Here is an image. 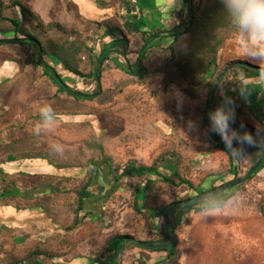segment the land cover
<instances>
[{"label":"rangeland","instance_id":"rangeland-1","mask_svg":"<svg viewBox=\"0 0 264 264\" xmlns=\"http://www.w3.org/2000/svg\"><path fill=\"white\" fill-rule=\"evenodd\" d=\"M125 1L0 0V3L6 7L3 16L19 18L24 28L45 42L81 43L99 52L112 40L107 36L109 28L123 31L130 43L127 57L120 54L123 49L120 44L113 45L111 51H118L113 57L119 59L122 68L130 65L137 74L138 51L143 41L136 40L124 28L128 18ZM131 1L136 7L134 16L146 22L147 30L155 29V22H159L158 30H169L186 7L184 0H157L156 4L148 0ZM14 2L39 16L43 27L29 15H23L19 7L13 8ZM9 37L0 35L3 40ZM170 40L167 38L158 46L165 47ZM246 43H249L247 34L240 28L226 36L220 53L221 72L240 61L257 66L241 54ZM152 44L157 46L155 41ZM159 47L147 54L143 78L119 69L114 60L106 62L100 87L91 79L73 77L62 66L56 67L70 87L90 93L100 90V96L91 102L59 94L42 70L24 65L25 48L9 43L0 45V164L15 163L22 155H28L42 157L45 167L50 163L58 171L29 172V178L21 172L23 165H28L26 162L6 165L14 167L15 174L8 178V183L0 175V191L13 183L22 192L19 197L0 202L1 264L23 259L31 251H47L58 257L38 258L44 264H93L91 259L100 255L115 235L155 241L157 227H163V221L156 227L146 213L135 211L134 196L141 181L126 178L116 188L117 169L134 163L146 166L157 163L164 175L178 172L195 186L210 175L220 177L227 173L229 156L209 138L202 120L207 92L197 90L190 96L184 90L187 86L177 77L160 72L167 54ZM76 60L88 75L90 64L86 56L83 54ZM244 83L248 82L240 85ZM227 90L224 89L226 94ZM260 94L263 96L261 90ZM45 103L53 109L47 118L40 115ZM236 119L255 128L264 126L251 125L257 118L246 107H241ZM101 164L105 166L102 171ZM241 168L248 167L243 164ZM87 184L96 198L86 207L95 216L74 227L78 195ZM220 185L221 182L216 183ZM184 189L187 188L172 190L168 184L158 182L149 205L169 206L176 199H191L194 192ZM237 193L240 198L235 210L213 215H209L212 210L185 213L186 218L175 233L177 255L173 261L166 253L129 247L120 264H264V169ZM135 251L146 253V258L135 257Z\"/></svg>","mask_w":264,"mask_h":264},{"label":"trees","instance_id":"trees-1","mask_svg":"<svg viewBox=\"0 0 264 264\" xmlns=\"http://www.w3.org/2000/svg\"><path fill=\"white\" fill-rule=\"evenodd\" d=\"M152 2H154V0H152ZM184 2L186 5L184 11L178 15L175 25L169 30H158L156 26L155 29L152 28L147 30L146 22L134 16L136 10L134 2L131 0H126L124 2V9L128 16L125 20L124 28L129 34L134 36L136 40L140 39L143 41V44L138 51L140 59L138 60L137 66L140 69V73L137 74L130 65H124V68H122L123 66L119 63V59L113 57L114 52L118 53V51H111L113 45L116 46L120 44L123 48L120 54L125 58L127 57L130 43L123 31L109 28L107 36L112 40L110 43L104 44L99 52L81 43L76 44L73 42L67 45L65 43L56 44L52 41L45 42L40 37L24 28L19 18L14 19L3 16L6 7L0 3V35L5 37L10 36L7 40L0 39V45L9 43L17 44L22 48H25L27 60L24 65L27 67L31 66L35 70H42L43 76L49 79L58 88L59 94H66L68 97H72L77 101L92 102L96 100L101 93L100 90L97 93H90L70 87L66 83L65 78H63V76L57 71L56 67L62 66L63 70L73 77L91 79L98 84V87H100L102 79L103 66L110 60H114L119 69L125 70L126 72L128 71L132 76L143 78L146 74L143 65L144 61L147 59V54H149L153 48L159 47L158 44L167 38L171 39L169 44L165 47L158 48L167 54L163 67L159 69L160 72H169L177 77L179 81L187 86L184 90L190 96L194 95L197 90H204L207 92L208 99L202 111V120L207 128L209 138L216 144L217 148L229 156L230 168L227 173L220 175V177L210 175L199 186H195L191 181L182 178L178 172H174L172 176L164 175L157 163L151 166L137 165L134 163L128 165L126 167L127 169L125 168L126 170L117 169L115 171V173L119 172V175L114 177L116 188L120 182L126 178H136L141 181L135 191L133 206L135 211L138 214L146 213L154 226L163 221V227L156 226L157 239L155 241L146 242L152 246H165L169 243V235L165 219V209L167 206L157 205L155 207H150L149 205V199L153 195L154 185L156 183H166L172 190H179L182 187H186L187 189H184L185 191L190 190L194 192V196L191 198L207 195L229 183L242 179L244 173L247 175L250 169L261 159L263 154V147L248 146L245 144L244 155H234L225 147V144L219 135L208 130L209 111L215 109L223 102L222 97L219 98L218 94L220 87L223 90L228 89L227 95L231 97V99H235L237 95H240L239 101L241 105L239 110L244 106L249 108V110L252 113H255V115L259 112L256 99L260 90H263L261 85H255L254 83L248 84L249 86H247L245 90H241L244 87L243 84L240 85L242 82H256L262 80L260 79V75L254 73L250 69L235 68L227 72L221 79L216 90L215 107L210 104L211 91L222 70L220 68V53L224 48L226 36L239 29L237 21L226 7L227 0H184ZM17 7L21 9L23 15H29L35 21L39 22L40 27H43V23L39 16L32 13V11L26 7H23L20 3L14 2L13 8ZM57 27L62 29L60 25H57ZM154 41L157 46L152 44ZM83 54L86 56L90 64V72L88 75L80 69L81 66L76 62V58L79 56L81 59V55ZM50 61L54 64L53 67L50 65ZM232 64L233 63L229 64V66ZM263 82L264 81H262V83ZM239 85L242 88H240L239 93L234 94L231 89H239ZM261 103L263 104L264 101H261ZM261 116L264 118L263 112L261 113ZM235 122L239 123L237 119ZM234 146L240 147L236 142H234ZM39 158L43 160L42 157ZM34 159L36 158L33 156L22 155L20 159L15 161V163H27L29 165ZM7 164H9V161L0 164V175L4 178L5 183H8V178L15 174L14 170L10 171L5 167ZM243 164H246L248 168H241ZM101 166L102 169L100 168V170L102 171L105 166L103 164H101ZM171 166L172 165H169V167ZM163 167L167 168V166ZM53 169L56 170V167ZM263 169L264 163L259 166L248 181L235 188H231L221 194L210 197L189 207H176L172 209L169 212V216L174 226L175 233L177 227L185 220L186 217L184 216L187 211H193L198 214L207 210H213L214 205L218 206L226 201L233 193H237L242 187L248 184V182L253 180ZM21 172L30 178L31 175H29L27 171L22 170ZM57 172L58 171L56 170V173ZM174 178H177L178 181H175ZM217 182H221V185L216 186ZM10 184L11 187L10 185H5L2 191H0V202L5 201L6 198H15L21 195L22 191L15 189L13 183ZM90 188V185L87 184L78 195V217L74 227L82 225L83 222L88 220V218L95 216L94 211H91L86 207L88 202H93L96 198L95 193L90 190ZM24 194L28 196L29 193L24 192ZM185 200L187 199H176L174 202ZM12 208L20 211L17 207ZM128 237L133 236L119 234L112 237L102 253L94 259H91V262H94L93 264H114L125 239ZM129 247L137 248L132 244H129L126 248L129 249ZM146 251L151 253H166L167 258L170 261H173V258L177 255V243L172 251H166L162 248H153ZM40 257L58 259L57 256H51L47 251H31L28 252L23 259L5 264H44L41 261H38V258Z\"/></svg>","mask_w":264,"mask_h":264},{"label":"clouds","instance_id":"clouds-1","mask_svg":"<svg viewBox=\"0 0 264 264\" xmlns=\"http://www.w3.org/2000/svg\"><path fill=\"white\" fill-rule=\"evenodd\" d=\"M226 7L234 16L239 28L247 34L249 43L242 46V55L257 63L260 79L264 81V0H227ZM255 43H251V42ZM218 94L223 102L208 113L209 131L221 137L225 147L234 155H244V145L264 147V126L257 125L256 133L240 131L233 127L236 121L235 105L220 87ZM53 109L47 103L40 108V115L47 118ZM240 128H244L241 124ZM234 142L240 147H235ZM240 194L233 193L226 201L213 206L209 215L220 214L238 207ZM143 242V241H142ZM129 245V244H128ZM127 245V246H128ZM138 248V247H137Z\"/></svg>","mask_w":264,"mask_h":264},{"label":"water","instance_id":"water-1","mask_svg":"<svg viewBox=\"0 0 264 264\" xmlns=\"http://www.w3.org/2000/svg\"><path fill=\"white\" fill-rule=\"evenodd\" d=\"M235 68H246V69H250L251 71H253L254 73L259 75V69L258 66H254L248 62H239V63H235L232 64L231 66L227 67L226 69H224V71H222L220 73V75L217 77L215 84L213 86V89L211 91V96H210V104L215 107L214 104V100H215V95H216V90L221 82V79L223 78V76L229 72L232 69ZM242 123H238L235 122L233 124L234 127H236L237 129L244 131L245 129L249 132L252 133H256V128L252 127V126H248V125H244V128H240V125ZM261 137L264 139V133H261ZM262 163H264V147H263V154L261 159L250 169V171L247 173V175L245 177H243L242 179L229 183L228 185H225L224 187L219 188L218 190L214 191L213 193L207 194V195H203V196H199V197H195V198H191V199H187L185 201H181V202H174L172 204H170L169 206H167V208L165 209V219H166V224H167V229H168V235H169V243L165 246H152L146 242H142L140 240H137L133 237H128L125 239L120 252L118 253L116 260L114 262V264H120V259L122 258L126 247L128 244H132L138 248L141 249H145V250H150V249H158V248H162L166 251H172L175 246H176V234H175V230H174V226L170 220V216H169V212L176 208V207H189L191 205L197 204L199 202H202L210 197L216 196L218 194L223 193L224 191H227L231 188H235L243 183H245L246 181L249 180V178L251 177V175L259 168V166L262 165Z\"/></svg>","mask_w":264,"mask_h":264},{"label":"crops","instance_id":"crops-1","mask_svg":"<svg viewBox=\"0 0 264 264\" xmlns=\"http://www.w3.org/2000/svg\"><path fill=\"white\" fill-rule=\"evenodd\" d=\"M150 1H152V0H149V2ZM154 2L155 3H157V0H154ZM152 3V2H151ZM154 25H156V26H158L159 27V22H155V24ZM250 83H254L255 85H261L262 86V88H263V90H261L262 91V93H263V96H262V94H260V93H258V96H257V104H258V109H259V112L258 113H256V115H255V118H257V120H254V122H250L251 123V125H254L255 126V123H258V124H264V118L261 116V113L263 112L264 113V103L262 104L261 103V101H264V82L262 83V81H256V82H251V81H248V83H244L243 84V88L240 86L239 87V89H235V92H233L234 94L235 93H239V90H240V88H242L241 90H245L246 89V87L247 86H249L248 84H250ZM239 99H240V95H237L236 96V98L234 99V98H232V101L234 102V105H235V112H236V114L239 112V107H240V105H241V103H240V101H239ZM244 107V106H243ZM246 109H248L249 110V108H247L246 107ZM250 111V110H249ZM243 113H245V112H243ZM34 158H36V159H34L33 161H31L30 163H29V165H23V168H21L23 171H27L28 173L30 172L31 174H34V173H42L43 172V170L44 171H49V170H51V172H52V174H56V170L55 169H53L54 167L49 163V167H45L44 166V161L43 160H41L40 158H38V157H34ZM10 164H14V163H12V162H9V165ZM8 165V164H7ZM5 167H6V165H5ZM8 170H10V171H12L13 169H14V167H6ZM18 170V169H17ZM53 170H55V171H53ZM61 171V170H60ZM134 254V256L135 257H141V259L143 258V260L146 258V253H140V252H134L133 253ZM139 254H141V255H139ZM143 254V255H142ZM83 260V259H82ZM86 260V259H85ZM127 263H130V262H127Z\"/></svg>","mask_w":264,"mask_h":264}]
</instances>
